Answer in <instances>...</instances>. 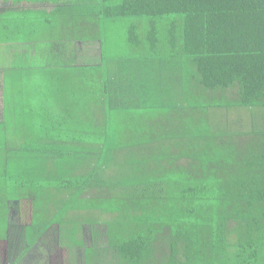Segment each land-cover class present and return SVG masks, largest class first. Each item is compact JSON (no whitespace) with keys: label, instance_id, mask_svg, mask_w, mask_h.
<instances>
[{"label":"trees","instance_id":"16d2710c","mask_svg":"<svg viewBox=\"0 0 264 264\" xmlns=\"http://www.w3.org/2000/svg\"><path fill=\"white\" fill-rule=\"evenodd\" d=\"M1 2L7 264H264V0Z\"/></svg>","mask_w":264,"mask_h":264},{"label":"crops","instance_id":"0c3cea01","mask_svg":"<svg viewBox=\"0 0 264 264\" xmlns=\"http://www.w3.org/2000/svg\"><path fill=\"white\" fill-rule=\"evenodd\" d=\"M0 109H2V105H0ZM24 212L25 211L20 209V218H23L24 216H27L28 218V214H25ZM6 226L7 219L4 221V223L0 221V233L5 231ZM57 228V226L53 225L50 227L48 232L51 230L57 231ZM56 235L58 239L59 234L56 233ZM92 247L93 245H63L61 244L60 240L55 242L53 245L41 243L39 245H28V247L22 251V256L20 257L17 264H91L85 258L86 252L91 250ZM7 249L8 245H5V241L0 239V258L3 261V264H7Z\"/></svg>","mask_w":264,"mask_h":264},{"label":"rangeland","instance_id":"374dc122","mask_svg":"<svg viewBox=\"0 0 264 264\" xmlns=\"http://www.w3.org/2000/svg\"><path fill=\"white\" fill-rule=\"evenodd\" d=\"M2 0H0V7L2 6V2H1ZM249 113H250V111L249 110H243V109H240V108H234V109H230V111H229V115L233 118V117H238V116H241V117H243V119H246V118H248V116H249ZM1 117V116H0ZM26 218H27V216H24L23 217V219H24V222H26ZM4 221L5 220H3L2 222L4 223ZM27 221H28V218H27ZM57 232H59V229L57 228V231L56 230H51L50 232H49V235H48V237H49V239L51 240V241H55V240H57V235H56V233ZM2 233H0V235H1Z\"/></svg>","mask_w":264,"mask_h":264}]
</instances>
